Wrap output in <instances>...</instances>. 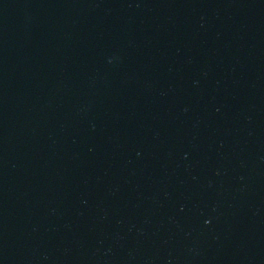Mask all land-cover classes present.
<instances>
[{"label":"water","instance_id":"95a60500","mask_svg":"<svg viewBox=\"0 0 264 264\" xmlns=\"http://www.w3.org/2000/svg\"><path fill=\"white\" fill-rule=\"evenodd\" d=\"M0 264H264V0H0Z\"/></svg>","mask_w":264,"mask_h":264}]
</instances>
